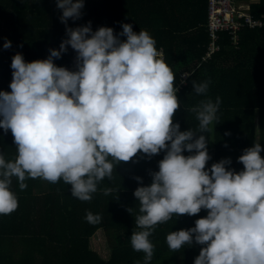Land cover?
<instances>
[{"label": "clouds", "instance_id": "obj_1", "mask_svg": "<svg viewBox=\"0 0 264 264\" xmlns=\"http://www.w3.org/2000/svg\"><path fill=\"white\" fill-rule=\"evenodd\" d=\"M83 7L84 0H56L66 38L46 58L26 61L20 52L11 58V91L0 90V129L11 131L16 155L6 159L0 152V215L18 207L13 178L20 189L29 178L62 180L70 185L72 197L88 201L101 180L111 179L119 162L138 152L151 158L164 150L158 170L150 173L151 183H141L133 192L139 230L129 239L133 250L144 253L143 264L153 257L149 237L157 224L201 209L207 214L193 227L166 234L170 250L195 241L202 247L193 264H264L261 144L254 142L237 157L243 165L239 171L226 167L230 157L206 168L211 157L204 133L218 119L221 98L206 96L193 105L197 127L181 131L179 122H173L181 105L175 74L155 39L123 22L116 34L108 26L93 31L91 21L68 26L69 18L82 16ZM10 46L5 37L2 47ZM68 46L76 53L75 70L54 63ZM209 83L192 80V91L205 95ZM134 179L142 181L140 176ZM103 191L108 195L111 189ZM85 220L95 224L101 216L87 211Z\"/></svg>", "mask_w": 264, "mask_h": 264}, {"label": "trees", "instance_id": "obj_2", "mask_svg": "<svg viewBox=\"0 0 264 264\" xmlns=\"http://www.w3.org/2000/svg\"><path fill=\"white\" fill-rule=\"evenodd\" d=\"M249 5L252 17L264 22V0ZM207 10L208 0H84L82 16L75 21L69 18L68 26L91 21L93 31L108 26L116 34L122 31L123 22L131 24L137 33L147 30L175 74L174 86L181 105L173 114V122H179L181 131L195 130L198 121L190 108L206 96L213 101L219 96L218 119L210 133H204L211 157L205 167L230 157L232 163L226 167L239 171L243 165L237 157L254 142L261 144L260 154L264 157V24L240 27L236 43L226 31H219L218 48L207 56ZM60 15L56 0H0V90L11 91L14 54L20 52L26 61H32L46 58L50 48L59 47L66 38ZM5 37L11 41L8 49L2 47ZM73 59L76 53L68 46L54 63L61 66ZM185 71L188 74L181 83L180 75ZM192 80H209L207 93L193 92ZM0 152L6 159L16 155L10 130L5 133L0 129ZM163 155L164 150L151 158L138 152L129 161L119 162L111 179L101 180L88 201L72 197L70 185L62 180L50 183L29 178L27 187L20 189L13 178L11 188L18 207L0 215V264H143L144 253L133 250L129 239L133 230H139L135 225L139 203L133 192L139 184L151 183L150 173L158 170ZM136 176L142 181L134 179ZM105 188L111 189L108 195L104 194ZM87 211L100 214V222H87ZM207 211L174 215L157 224L149 237L154 245L149 264H193L202 245L194 241L173 252L165 237L170 231L193 227ZM98 229L103 231L109 248L107 258L89 247Z\"/></svg>", "mask_w": 264, "mask_h": 264}, {"label": "built area", "instance_id": "obj_3", "mask_svg": "<svg viewBox=\"0 0 264 264\" xmlns=\"http://www.w3.org/2000/svg\"><path fill=\"white\" fill-rule=\"evenodd\" d=\"M264 22L260 19H254L250 13V5L245 6L236 0H208L207 10V28L210 36L207 56L218 48L216 39L219 31H226L233 43L237 42L238 30L242 26L254 27L262 25ZM65 66L70 70H75L76 59H73ZM188 72H182L180 75L181 83H184Z\"/></svg>", "mask_w": 264, "mask_h": 264}, {"label": "rangeland", "instance_id": "obj_4", "mask_svg": "<svg viewBox=\"0 0 264 264\" xmlns=\"http://www.w3.org/2000/svg\"><path fill=\"white\" fill-rule=\"evenodd\" d=\"M257 0H247V1H239V3H244L245 6L249 4V2H255ZM188 72V71H185ZM89 247L93 249L98 255L102 258H107L109 256V248L106 245V239L101 229L95 231V233L91 236Z\"/></svg>", "mask_w": 264, "mask_h": 264}, {"label": "crops", "instance_id": "obj_5", "mask_svg": "<svg viewBox=\"0 0 264 264\" xmlns=\"http://www.w3.org/2000/svg\"><path fill=\"white\" fill-rule=\"evenodd\" d=\"M209 45V44H208ZM160 53H161V50H158ZM207 51H208V46H207ZM206 54H207V52H206ZM161 58H162V53H161Z\"/></svg>", "mask_w": 264, "mask_h": 264}]
</instances>
